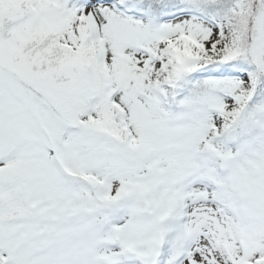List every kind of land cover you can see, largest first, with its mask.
I'll return each instance as SVG.
<instances>
[{"label": "snow or ice", "instance_id": "snow-or-ice-1", "mask_svg": "<svg viewBox=\"0 0 264 264\" xmlns=\"http://www.w3.org/2000/svg\"><path fill=\"white\" fill-rule=\"evenodd\" d=\"M0 264H264V0H0Z\"/></svg>", "mask_w": 264, "mask_h": 264}]
</instances>
